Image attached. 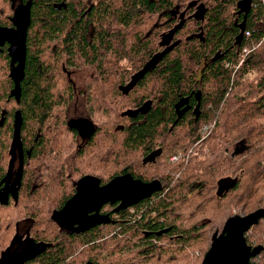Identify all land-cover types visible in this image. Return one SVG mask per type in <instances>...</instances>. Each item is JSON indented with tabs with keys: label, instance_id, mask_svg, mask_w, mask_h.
I'll list each match as a JSON object with an SVG mask.
<instances>
[{
	"label": "trees",
	"instance_id": "trees-1",
	"mask_svg": "<svg viewBox=\"0 0 264 264\" xmlns=\"http://www.w3.org/2000/svg\"><path fill=\"white\" fill-rule=\"evenodd\" d=\"M56 1L33 0L19 101L22 133L32 141L36 131L43 132L50 110L61 118V107L68 104L72 115V103L80 100L99 123L127 126L116 129L115 147L100 144L102 182L128 171V144L145 146L147 151L160 146L166 155L154 166V174L169 189L170 199L154 201L156 211H146L147 220L118 221L111 238L83 249L77 245L80 235L66 233L51 219L53 209L72 192L43 210L26 204L25 209L4 207L0 252L9 244L15 223L27 219L47 248L20 264H201L213 235L228 218L264 208V170L256 164L255 148L245 150L240 166L242 157L233 155L232 145L221 146L244 140L242 145L248 148L259 133L258 118L264 116V42L245 60L243 49L263 38L264 0H72L67 8ZM4 7L0 0V12ZM7 20L0 17L2 24ZM66 29L69 32L62 38ZM167 38L171 44L166 46L162 40ZM112 60L116 63L110 65ZM2 65L7 74V64ZM82 76L101 77L94 86L99 88L96 101L95 91L77 96L69 87L63 94L61 78ZM1 84L9 86L5 80ZM84 85L91 91L93 82ZM146 99L151 108L136 113ZM183 100H188L190 109L179 117L176 105ZM207 125L211 133L204 139ZM179 152L181 156L171 161ZM115 159L123 165L114 171ZM259 159H264V148ZM141 165L145 169L141 179H149L152 167ZM237 174V185L219 196L218 179ZM154 213L157 217H152ZM162 213L169 222H161ZM128 215L121 210L117 218ZM171 224L173 239L169 233L154 235L160 240L155 243L145 231ZM93 235L90 239L95 240ZM68 246L73 249L66 251Z\"/></svg>",
	"mask_w": 264,
	"mask_h": 264
},
{
	"label": "flooded vegetation",
	"instance_id": "flooded-vegetation-1",
	"mask_svg": "<svg viewBox=\"0 0 264 264\" xmlns=\"http://www.w3.org/2000/svg\"><path fill=\"white\" fill-rule=\"evenodd\" d=\"M30 1V24L27 30L26 62L22 81L26 76L28 36L32 24L33 0H4L5 7L2 9V12H0V17H8L7 23H0V27L6 29H16V25L14 24L13 20L14 13L17 8L22 5H26ZM71 1L72 0H57L56 4L60 3L63 7L67 8L69 2ZM92 1L93 0H88L89 3ZM68 32V29L64 30L62 38H64ZM162 42L166 46L171 44L169 38L165 39V42L162 40ZM263 42L264 32L263 38L259 41L258 45H256L253 52H255ZM10 45L11 44L8 40L5 38H0V210L4 209V207L8 209H25L22 207V204H26L27 207L35 206L37 210H43L51 202H53V204H57L60 196H69V193L72 192L70 197L66 199V201L61 206L53 209L54 212L55 210L62 209L67 201L73 197V195L76 193L78 181L82 177H98L101 180V185L108 183L110 180L116 177H112L108 182H102V172L100 171L99 159L100 144L104 143L115 147L113 146L115 144V137L118 136L116 129H122L127 126L121 124L113 125L99 123L89 111H84V105L81 104L80 100H77L72 103L71 106L72 108L75 106L73 108L75 114L68 115V110L70 107L68 104L64 107H61V118L60 115L56 113V111L50 110L47 113L48 117L43 132L39 131V133L36 131L32 135L33 140L28 141L27 134L22 133L23 114L19 102L22 96V81L20 97H16L14 94H12L14 81L10 75ZM5 58H7V60H4ZM246 61L237 65L236 69H239L243 63H246ZM3 62L7 64V74L5 73L6 68L2 65ZM122 62L125 63V65L128 64L126 59ZM115 63L116 61L112 60L110 65ZM104 64L106 65L107 62L105 61ZM139 79L140 76L134 77L129 85L136 83ZM3 80H5L9 86L7 85L3 88L1 84ZM61 80L64 82L63 94L69 87H72L75 89V94L77 96H79L78 94L80 93L86 94L95 91L96 94L93 96V101H96L99 97V88L94 87L95 82H100L102 80L99 76L67 77L61 78ZM107 80L115 81L116 79L109 78ZM70 81H72L71 83L73 84L71 85L70 83L71 86L68 83ZM86 82H93L91 91L87 90L89 86L84 85ZM147 100L148 99H146V103H144L141 108L135 111L136 113L140 111V113L143 112V114H145L151 108V103ZM186 103H188V100H185V102L184 100L179 101V103L176 105V110L179 117L184 116L190 109L187 107L188 105H186ZM259 106L261 105L259 104ZM196 110L197 108L192 109L193 112H196ZM260 113L261 112H258V115H260ZM258 122L261 125L258 129L259 133L257 138L253 140L252 144L248 145V148L242 145L245 143L244 140L234 141L232 143H221V146L226 147L228 144L232 145V150L234 153L233 155L237 153L242 157L240 166L243 165L242 162L244 161L243 156H245V150H248L250 146H252L255 148L256 164L258 167H260V169L262 168L264 170V159L262 161L259 159V156L264 148V134L260 133L264 132V116H259ZM206 127L208 128V131H206L205 135H203L204 139L211 133L209 125ZM145 149L146 151L148 150L145 146L138 149L134 143L127 145L125 152L127 157L125 161V168L128 171H125L123 174L129 173L135 179H140L143 182H151L154 180L160 181L157 175L154 174V170L156 169L154 166L159 165V162L165 159V149L160 146L153 147L141 157L142 153L146 152ZM223 150H225L226 153V151H228V147ZM210 151L211 147L209 149V152ZM173 156L174 155H172V157ZM140 157L141 160L139 159ZM172 157L171 161H175V159H172ZM140 164L146 167H152V169L148 170V173L150 174L149 179H141L140 176L144 174L143 170L145 169L140 168ZM122 165L123 164L120 160L115 159L114 171L117 169V166L122 167ZM224 178H232L231 180L236 178L237 182L235 186L239 182V174L227 175L219 178L216 187V193L219 196L227 195L231 189L235 187L234 186L228 191L225 190L222 193H219V182ZM160 182L162 184V189L156 190L150 196L142 198L137 203H134L128 208L115 211V209L119 206L120 201L113 204L111 202L105 203L100 208L99 213L102 215H109V222L98 224L84 232L78 233L70 228L58 225L52 219L53 212L51 214V219L61 228V230H64L66 233L80 235L77 245H81V249H83L88 245L95 244L99 240L111 238L112 234L115 233V230L112 229L115 228V224L118 221L137 222L140 219L147 220L149 214H146L145 212L152 211L154 201H168L170 199L166 194L169 189H165L163 187L162 181ZM177 195H179V192ZM190 196L191 194H189V197ZM139 208L142 210H139ZM121 210H126L129 213L128 218H117ZM258 210L263 211L262 217L255 225L251 226L249 230L245 232L246 241L248 245L251 246L252 251H254L259 246L261 247L259 252H256L255 255L251 256V264H264V208L258 207L252 212ZM250 213L234 215L246 216ZM90 214H94V212H91ZM162 214L161 222L166 223L169 220V217L166 216L168 218L167 220L165 213ZM157 215L158 213H154L152 217H157ZM1 220L2 215H0V221ZM32 225V221L27 219L15 223L14 234L9 244L0 252V264H20L29 262L47 248L42 240H38V237L35 233V227L33 228ZM172 225L174 224L166 225L165 227L160 226L157 229H146L145 231L148 235H151L152 241L158 243L160 240L154 235L163 236L164 234L169 233L168 236L170 239L176 237V235L170 234L173 232ZM22 227H24V230L22 231L23 233L19 235L17 232H20ZM96 227L100 228L95 231H91ZM108 231H111L112 233L109 235ZM221 231H216V233ZM92 233L95 234L93 236H97L95 240L90 239ZM70 249H73V247L68 246L66 251H69Z\"/></svg>",
	"mask_w": 264,
	"mask_h": 264
},
{
	"label": "water",
	"instance_id": "water-1",
	"mask_svg": "<svg viewBox=\"0 0 264 264\" xmlns=\"http://www.w3.org/2000/svg\"><path fill=\"white\" fill-rule=\"evenodd\" d=\"M31 1L16 9L14 24L16 29L0 27V38L10 42L11 56L10 75L14 81L12 94L21 95V81L24 77L26 62L27 30L30 24ZM3 33V34H2ZM224 178L219 182V193L228 191L235 186L237 179ZM162 189L159 180L143 182L126 173L116 176L108 183L101 185V180L95 176L82 177L77 184L76 193L60 210H55L52 219L60 226L70 228L78 233L84 232L98 224L109 222V215L99 213L105 203L120 201L115 211L137 203L142 198L150 196L156 190ZM94 212V214H90ZM263 211L258 210L246 216L230 217L221 232L213 236L209 250L201 264H251L250 258L259 252L261 247L252 251L245 237V232L255 225L262 217Z\"/></svg>",
	"mask_w": 264,
	"mask_h": 264
},
{
	"label": "built area",
	"instance_id": "built-area-1",
	"mask_svg": "<svg viewBox=\"0 0 264 264\" xmlns=\"http://www.w3.org/2000/svg\"><path fill=\"white\" fill-rule=\"evenodd\" d=\"M247 35H250V32H249V31H247ZM255 47H256V46H254V45L244 47V49H243V56H244V57H243V60H245V58H247V57L251 54V52L254 51ZM177 158H178L177 155H174V156L172 157V159H175V160H176Z\"/></svg>",
	"mask_w": 264,
	"mask_h": 264
},
{
	"label": "rangeland",
	"instance_id": "rangeland-1",
	"mask_svg": "<svg viewBox=\"0 0 264 264\" xmlns=\"http://www.w3.org/2000/svg\"><path fill=\"white\" fill-rule=\"evenodd\" d=\"M181 156V152H179V155H178V158ZM24 230V227H22V229H21V231L20 232H17V233H19V235L21 234V233H23L22 231Z\"/></svg>",
	"mask_w": 264,
	"mask_h": 264
}]
</instances>
